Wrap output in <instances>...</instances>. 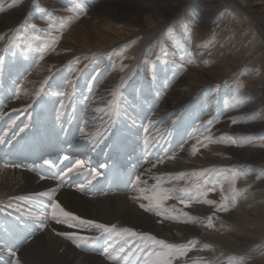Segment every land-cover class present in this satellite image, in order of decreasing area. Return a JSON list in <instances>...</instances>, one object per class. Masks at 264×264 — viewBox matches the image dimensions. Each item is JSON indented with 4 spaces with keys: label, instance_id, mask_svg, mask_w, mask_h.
<instances>
[{
    "label": "bare ground",
    "instance_id": "obj_1",
    "mask_svg": "<svg viewBox=\"0 0 264 264\" xmlns=\"http://www.w3.org/2000/svg\"><path fill=\"white\" fill-rule=\"evenodd\" d=\"M96 1L100 4L91 10L87 18L76 21V24L71 23L68 33L59 37L58 49L44 62L40 61L39 54L35 51L28 58L26 52L20 49V54L14 58L12 51L5 49L6 40L15 35L13 30L0 43V100H14V97L10 98L11 91L17 89L23 75H29L28 82H33L36 89L40 83L48 84L47 88L51 89L46 92V95L51 92L46 107H34L30 112L13 110L0 103V140L3 141L0 143V264H16L17 259L19 264L139 263L138 260H132L138 255L131 253L129 249L124 253L126 257L123 252L113 254L115 249H120V245L111 240V247H108V241L102 238L107 233L102 230L98 229L93 241L81 242L80 247L66 238L67 235H72L74 239L86 236L87 232L84 231L87 228L95 229L96 223L109 226L114 224L116 228L125 227L140 233L150 232L181 242L199 233L201 226L195 221L189 222L191 227L171 225L170 211L164 212L165 217L160 219L154 214L155 201H149L145 197L152 196V189L163 183L173 191L184 194L180 191L186 184L184 169L223 162L220 159L223 150H216L220 155L213 152L212 157L205 156L209 158L206 161L204 156L189 158L186 151L190 145L189 137L192 129L214 110H221L223 113L228 109L223 106L226 105L225 94L212 92L209 88L205 89V86L212 82L235 79L236 64L240 62L241 53L247 50V46L250 49L251 34L245 29L253 23L249 19L254 24L257 23L260 36L264 37V0H217L221 1L229 13L216 22L218 28L212 54L220 57V60L209 70L204 69L205 67L191 68L178 85L184 88L182 93L178 95L175 88L160 106L154 103L155 94L149 87L147 78L136 70L148 54L146 48L149 41L165 22L164 17L176 16L181 13L182 7L194 0ZM152 1L162 8V16H156L148 10L146 5ZM239 1L246 9H243ZM194 2L197 7L193 17L201 16L198 25L201 27L200 33L204 35V30L212 25L207 18L215 17L220 3L216 0ZM55 14L63 23L68 13L66 17L60 11ZM205 15L209 16L206 18ZM17 22L14 15L4 16L0 19V33L8 27H15ZM142 35L144 38H141ZM133 40L136 45L128 50L127 57L122 52L115 51L117 57L120 55L123 60L128 58L130 61L131 56H135L123 81L116 83L119 76L115 71L114 58L110 61L114 66L108 69L109 77L104 89L88 91L82 86L80 71L89 55H100L102 63L108 62L102 58L106 51L126 46ZM79 56L84 59L82 57V66L78 70L73 73L60 71V66ZM251 57L244 63L251 78L247 81L248 85L263 90L264 85L258 78L252 77V72L248 69L260 58H264V48H255ZM99 76L103 78L102 74ZM77 77L75 82L74 78ZM60 87L63 88L61 92L54 95L52 91ZM115 89L119 93L118 107L115 111L108 107L107 111L106 106L102 108V105L107 103L110 98L108 94H112ZM124 89L127 90L124 92ZM33 93L36 95L37 92ZM128 98L131 101L124 102ZM61 104L64 105L63 108L60 107ZM99 107L103 111H96ZM238 124V129L243 133L264 131V117L250 121L239 120ZM80 129H84V134ZM229 131L236 132L234 129ZM101 139L103 142L98 143ZM185 142V150L181 149L179 157L174 154L169 156ZM259 150L260 148L246 154L245 150L230 149L223 153L231 155L232 161H264V157H261L264 152ZM256 153H260V156ZM82 154L85 158L81 161L83 167L69 173L54 198L66 211L80 217V220L94 223L65 222L63 217H59L60 222H57L48 206V198L37 194L57 188L59 181L53 176L63 175L69 167H74L80 161L78 156ZM46 160L55 162L56 167L49 168L45 164ZM183 160L188 165H184ZM227 162L231 164L224 160V163ZM181 174H185L184 178L177 179ZM41 175L45 179L41 180ZM93 176L96 178L93 179ZM138 176L139 180L136 179ZM247 182L251 185L249 179L242 183ZM255 190V187H250L241 200L244 207L240 206L232 215L222 216L232 228L227 226V230L222 228L211 236L206 235L209 243L215 247V250L208 251L206 255L215 264L227 259L222 256L228 254L226 250L240 251L248 248L249 241L254 236L245 238L243 233L250 229L251 224L256 223L260 230H264V207L258 206L260 210L254 206ZM188 196L185 195V200L191 199ZM142 204L149 210L145 211ZM247 206L252 208L248 210ZM252 214L255 218H250ZM37 217L40 218L39 221ZM40 222H43V228L39 226ZM69 223L74 226L69 227ZM134 246L135 243L132 244V249ZM105 248L109 249L110 255L117 256L116 260L103 254ZM10 252H15L16 256H11Z\"/></svg>",
    "mask_w": 264,
    "mask_h": 264
},
{
    "label": "rangeland",
    "instance_id": "obj_2",
    "mask_svg": "<svg viewBox=\"0 0 264 264\" xmlns=\"http://www.w3.org/2000/svg\"><path fill=\"white\" fill-rule=\"evenodd\" d=\"M194 1L191 2V4L189 3V5L182 7L180 9L181 13L177 14L176 16L171 15L168 18H166V16L164 17L165 19L163 18L165 20V22H163L164 25L162 24L157 34L154 35L155 37L151 38V40L149 41L150 44L146 48L148 54L145 58H143L141 66L136 70L137 72H139V74H142L147 78L148 85L155 94L154 103L157 104V106L162 105L166 97L169 96L172 90H174L175 88L178 90V95L182 93L181 90H183L184 88L178 87V85L192 69L205 67L204 69L209 70L213 66V64L218 63V61L220 60V57L214 56L212 54L213 46L216 43L215 32L218 28L216 22L224 17L225 14V16H227L229 14L228 10L224 9L223 5L220 3L221 1L219 2L216 0L218 4L220 3L219 9L217 10L215 17H208L209 15H205L206 18L208 17L207 20H211L212 25L204 30L205 33L203 35L200 33L201 27L198 25V21L201 20V16L193 17V13L195 11L194 9L197 7ZM239 3L241 4L242 2L239 1ZM99 4L100 2L96 0H0V19L6 15H14L18 21L15 27H8L2 33H0V43L1 41L3 42L7 35L13 30L15 35L13 38L9 37L6 40L5 49L11 50L13 54L12 56L14 58L18 57V55L20 54V49L23 50L24 53L26 52L25 54L26 56H28V58L36 52L39 54L40 61L44 62L49 58V56L53 55L54 51L58 49L59 45L57 43H59V37L61 35L67 34L71 25L76 24V21L87 18L91 13V10H93V8L98 6ZM146 6L151 13L155 14L156 16H162L163 10L158 5V3L152 1ZM241 6H243V9H246V6H244L243 3L241 4ZM70 8H76V11H68V9ZM58 11H60V13H63L64 16L68 13L66 15L67 17L65 16V22L62 23L55 14V12ZM72 15L74 16L70 18L69 16ZM245 15L247 16V14ZM73 21H75V23ZM248 21L253 22L251 23L252 25H249L248 28H245L246 32L251 34V44L249 45L250 49L248 50L247 46V50L241 53V63L239 62L240 64H236L237 72H235V79L232 81L231 79H226L218 82H212L208 85L205 84V89L209 88L208 90L212 92H223V94H225L224 103L226 105L223 106L228 109L223 113L221 112V110H214L213 113L208 115L209 117L207 116L202 119L200 123H198L197 126L192 129L193 131H191L192 133L189 137L190 145L188 150H186L188 151V156H191H189V158H202L203 156L205 157L207 155L212 157L214 153L220 155V152H218L220 150L227 151L230 149L236 151L245 150L247 151L246 154H249L258 151V149L260 148L259 151L262 150V152H264V131L253 134L243 133L240 129H238L239 120L243 121L245 119H249L250 121L253 118L261 119L264 117V88H262L263 90H259L258 88L255 89L249 87L247 81L251 78L249 77L247 70H245L247 68L244 65L249 56H252V51L255 48H264V37L260 36V31L257 23L254 24L255 22L250 19ZM31 25H35V28H32ZM50 25L52 26L53 31L51 36H48L47 34L49 32ZM61 28L63 29L62 31L57 30ZM53 37L55 38V42H53ZM141 38H144V35H142ZM212 40L213 42H211ZM135 43L136 41L133 40L126 46L122 45L117 49L113 48L106 51V53L103 54L102 58L103 60L108 62L102 63L100 55H89V59H87V61L85 60V64L84 66H82V60L84 59V57L79 56L67 61L65 64L60 66L59 69L60 71L62 70L64 72L73 73L75 72L74 70H78L82 66V69L80 71L83 79L82 86L84 88H87L88 91H93L95 89H104L106 80L109 77L108 69L114 66V64H111L110 61L114 58L116 67L115 71L118 72L119 76L116 83L120 82L122 79H125V74L130 67V62L135 59V56L132 55L130 61L128 58V60H123L122 56L120 57L119 55L117 57L118 54H116V52H122L121 54L127 57L126 54L128 53V50L134 48V46L136 45ZM45 45H47V47H45ZM49 68H51V66H49ZM248 71L252 72V77H255L256 79L258 78L257 80H259L260 83L264 85L263 57L260 58L253 65V67L250 66ZM101 74L103 75L102 79L99 78V75ZM253 74L256 75L253 76ZM29 78V75H23L22 82L20 83L21 85L19 83V85H17V89H19V91H17V89L15 91H11L10 98L14 97V100L12 102L7 101V98H5L4 100H0V103L6 107H9L13 110H18L20 112L24 110L26 112H30L32 109H34V107H46L49 98L48 96L51 93L49 92L47 93L48 95H46V92L49 90L51 91V89L47 88L48 84L42 83L38 84L39 88L36 89L33 82H28ZM77 79L78 77L74 78V81L77 82ZM65 88L69 89L70 87ZM62 89V87L56 88L52 91V93L57 96V94L60 93ZM126 90L124 89L123 91L125 92ZM102 91L104 92L105 90ZM33 92H37L36 95H34ZM108 95L110 96L109 100L106 101L107 103L105 105H102V108L103 106H106L105 108H107V111L109 110V103H111L113 99L112 94ZM129 101H131L130 98L124 100V102ZM148 119L149 117L146 120ZM233 121H235V123ZM230 129H234L236 132L231 133L229 131ZM232 139H235L237 142L232 143ZM186 144L187 142L182 143V147L180 146L175 149L174 152H172L169 156H172L174 154V156L179 157L181 151L185 150L184 145ZM194 147L197 149L195 154H193ZM223 151L221 152L220 156V159H223V162H217L214 164L212 163L210 165L203 164L197 167H190L189 170H183V173L185 172L186 174V184L184 188H192L193 185L197 183L203 189L214 187L215 191L209 192L206 197H203V199H211L216 202L215 204L207 205L203 202H198L199 194L197 192H184V194H180L179 191H173L171 187L164 185V183L157 184L150 192L152 196L164 191L171 193L172 198L164 200L159 205H157L156 203L154 205V214L158 215L160 219L165 217L164 212L168 213L170 211L172 213L169 216L171 218V222H169L171 225L180 224L181 226L191 227L189 222L188 224L183 222L190 220V222H198V224H200L201 226L198 229V234L193 235L187 241L182 242L164 238L163 236L160 237L157 234H152L150 232L140 233L139 231L133 230L138 234H150L157 239L163 240L166 243L173 245H187L189 244V242H194V246L191 248V250H189L183 256L174 258L172 264H215L214 261H210V257L206 255L210 251L215 250V247L207 240L206 235L209 234L211 236L214 234V232H218L219 230L221 231L222 228L226 230L232 228L230 227V225H228L227 221H225V218L223 219L222 216L225 214L232 215L234 212H236V210H238L240 206L244 207V202H241V200L247 194L250 187L252 188L253 186L256 188L254 196V206L256 207V209H260V207L258 206L264 207V161L238 162L237 159H233L232 161V156H227V152L223 153ZM256 154L260 156V153ZM261 157H264V153H262ZM78 158L80 159V161L85 160L83 154L78 156ZM208 159V157L204 158L205 161ZM224 160L230 161L231 164L228 162L224 163ZM183 163L184 165H188V163L184 160ZM227 170H234L235 172L239 173L235 182L234 204L231 203L232 197L234 195L233 184L231 182V174ZM193 172H203L204 176L194 177L191 175V173ZM247 179L251 180V185H249L248 182L246 184L242 183ZM205 180H207V183H205ZM185 195H189L188 197L191 198V204L189 207H185L184 204L180 202L181 200H185ZM222 197L228 198V211L216 210L217 205L221 203ZM250 208L252 207L247 206L248 210ZM184 213H187V216H185ZM253 216L254 214H252L250 218H255V216ZM209 217L212 218L211 224H209L208 222ZM250 226V229H248L247 232L243 233V236L245 238L250 235L254 236L253 238H251V242L249 241L248 248L246 247L244 249H241L240 251L226 250L228 254H223L222 256H226L227 259L219 264H264V230H260L258 224L256 223H253ZM123 229L126 228H116L117 231L121 232V235H117V231L111 233L106 232L107 234L103 235L102 238L106 242L108 241V247H111V240H114V242L120 245V248H125L123 252L124 257H126V254H124L126 249H129L131 253L135 252L138 255L137 257H133L132 260H138L139 263L141 262L140 264H145V262L143 261H145L147 258L149 260L153 259L152 257H148V252L158 250V246H154L149 243V246L147 245L146 247L145 242L141 241L138 237L123 234ZM86 230L84 231L87 232L86 237L95 239L98 229L87 228ZM221 233L223 234L224 232ZM94 239H90V241H93ZM133 243H135V246L132 249ZM117 252H119V250L115 249L113 254H117Z\"/></svg>",
    "mask_w": 264,
    "mask_h": 264
},
{
    "label": "snow or ice",
    "instance_id": "obj_3",
    "mask_svg": "<svg viewBox=\"0 0 264 264\" xmlns=\"http://www.w3.org/2000/svg\"><path fill=\"white\" fill-rule=\"evenodd\" d=\"M68 11H76V8H70L68 9ZM32 28H35V25H31ZM58 31H62L63 29H57ZM53 31L52 26H49V32H48V36H51ZM53 42H55V38L53 37ZM45 47H47V45H45ZM45 83H47V81H45ZM17 91H19V89H17ZM118 90H114L112 92V102L109 104V108H111L113 111L116 110V108L118 107V103H117V97H118ZM61 108L64 107L63 104L60 105ZM96 111L100 112L103 111V109L97 108ZM235 123V121H233ZM21 131H24V129H21ZM81 133L84 134V129H80ZM102 139L98 141V143H102ZM215 142H221V141H215ZM237 141L235 139H232V143H236ZM0 143H3L2 140H0ZM197 151V149L194 147L193 148V154H195V152ZM65 159H67V157H65ZM45 164L48 165L49 168H55L56 164L55 162H51V161H45ZM83 167V162L81 161H77L75 163L74 167H69L67 169L66 172L63 173V175H59V176H53L54 179H57L59 181V184L57 185V188H53L49 191H45V192H39L37 195L40 197H47L48 200L50 201V204L48 205L51 208V212L54 218H57V222H60L59 217H63L65 218V222L67 221H79L81 224H93V221H83L80 220V217L78 216H74L72 213L66 211L61 204L55 200V195L56 192L58 191V188L60 185L63 184L64 180L68 177L69 173H73L76 171V169H80ZM230 174H231V182L233 184V197L231 200V203L234 204L235 203V182L236 179L239 175V173L235 172L234 170H227ZM97 175H99L97 173ZM185 174H181L179 177H177V179H183ZM192 176L194 177H202L204 176L203 172H193L191 173ZM96 177L93 176V179H95ZM41 180L45 179L44 175H41L40 177ZM137 180L140 179V177L138 176L136 178ZM89 183H91V181H89ZM205 183H207V180H205ZM82 190V189H81ZM181 192H197L198 195V202H203L204 204L207 205H213L216 202L211 200V199H203V197H206L208 195L209 192L215 191V188H208V189H203L198 183L194 184L192 188H182L180 189ZM172 198L171 193L164 191V192H160L157 193L154 196H147L145 197V199H148L149 201H155V203L157 205L161 204L164 200L170 199ZM182 204H184L185 207H189L191 204L190 200H181L180 201ZM142 208H144L145 211H148L149 208H147L145 205H141ZM217 211H228L229 210V203H228V198L227 197H222L221 198V203L219 205H217L216 208ZM185 216H187V213H184ZM39 217H37V220L39 221ZM183 222H190L189 221H183ZM208 222L209 224L212 223V218L209 217L208 218ZM74 226L73 224L69 223V227ZM95 228L102 230L103 232H113V231H117L116 230V225H106L103 223H96ZM40 227H44L43 222H40ZM123 234H126L128 236H133V237H138L141 241L145 242V246H147L149 243L151 245L154 246H158V250L156 251H149L148 252V257H152L153 259L149 260L146 259L145 260V264H172V261L174 258H178L180 256L185 255L189 250H191V248L194 246V242H189V244L187 245H173V244H169L166 243L163 240L157 239L154 236L151 235H144V234H138L135 231L131 230V229H123L122 230ZM117 235H121L120 231H117ZM66 238L73 240V243L76 244L77 247L81 246V242L83 241H88L89 239H94V238H89L86 236H82V237H78L75 238L72 235H67ZM124 247H121L119 249V252H124ZM119 252L117 253V255L119 254ZM104 255L108 256L110 255L109 249L105 248L104 249ZM11 256H16L15 252H10ZM110 258L112 260H116L117 256L116 255H110ZM16 264H19V260H16Z\"/></svg>",
    "mask_w": 264,
    "mask_h": 264
}]
</instances>
